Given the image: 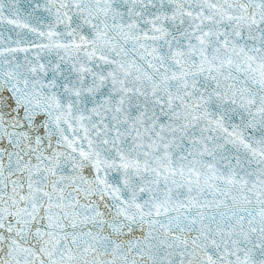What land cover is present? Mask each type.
Listing matches in <instances>:
<instances>
[{
    "label": "snow or ice",
    "instance_id": "snow-or-ice-1",
    "mask_svg": "<svg viewBox=\"0 0 264 264\" xmlns=\"http://www.w3.org/2000/svg\"><path fill=\"white\" fill-rule=\"evenodd\" d=\"M0 264H264V0H0Z\"/></svg>",
    "mask_w": 264,
    "mask_h": 264
}]
</instances>
